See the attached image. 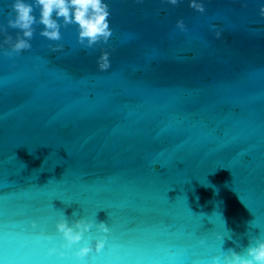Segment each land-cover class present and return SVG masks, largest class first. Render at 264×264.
<instances>
[{
    "label": "water",
    "instance_id": "obj_1",
    "mask_svg": "<svg viewBox=\"0 0 264 264\" xmlns=\"http://www.w3.org/2000/svg\"><path fill=\"white\" fill-rule=\"evenodd\" d=\"M105 2L106 44L85 49L73 25L56 42L37 27L11 57L0 47V264L243 253L264 238V0H202L204 13L188 0ZM9 3L0 0L5 27ZM60 219L91 223L84 239L106 236L103 249L77 262L83 241L60 248Z\"/></svg>",
    "mask_w": 264,
    "mask_h": 264
},
{
    "label": "clouds",
    "instance_id": "obj_2",
    "mask_svg": "<svg viewBox=\"0 0 264 264\" xmlns=\"http://www.w3.org/2000/svg\"><path fill=\"white\" fill-rule=\"evenodd\" d=\"M142 2L143 0H136V3ZM162 2L176 6L180 0H162ZM188 7L199 13L205 12L202 0H188ZM9 9L6 27L0 25V34L4 35L0 47L8 46L4 51V55L8 57L32 47L30 41L37 27L40 28L39 36L56 42L61 40V28L74 25L77 43L85 49L94 48L102 43L106 44L113 34L109 23L111 13L105 0H10ZM37 11L38 16L34 14ZM259 15L264 18V5L260 6ZM176 27L186 31L183 20L178 19ZM9 28L16 30L14 38L7 34ZM214 35L220 38L221 33L216 31ZM49 47L53 52L61 51L63 48L60 44ZM96 64L99 71L108 70L110 68L109 52L101 51ZM91 227V223L83 219L73 221L71 226L66 219H60L55 224L56 231L63 238L60 248L71 249L83 241L82 246L72 252L77 262L85 260L93 251L99 253L104 247L106 236H100L95 241L94 247L84 239V234L89 232ZM96 227L100 233L109 232L104 222H99ZM48 251L50 255L57 253L55 248H50ZM58 254L64 255L63 252ZM208 264H264V238H253L243 253L229 249L223 255H213L209 258Z\"/></svg>",
    "mask_w": 264,
    "mask_h": 264
},
{
    "label": "snow or ice",
    "instance_id": "obj_3",
    "mask_svg": "<svg viewBox=\"0 0 264 264\" xmlns=\"http://www.w3.org/2000/svg\"><path fill=\"white\" fill-rule=\"evenodd\" d=\"M201 242H203V241H201Z\"/></svg>",
    "mask_w": 264,
    "mask_h": 264
}]
</instances>
